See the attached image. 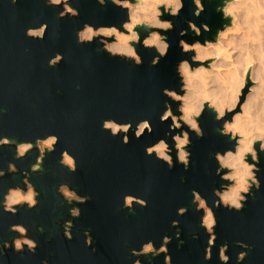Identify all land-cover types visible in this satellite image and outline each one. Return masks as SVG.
<instances>
[{
	"label": "water",
	"instance_id": "95a60500",
	"mask_svg": "<svg viewBox=\"0 0 264 264\" xmlns=\"http://www.w3.org/2000/svg\"><path fill=\"white\" fill-rule=\"evenodd\" d=\"M216 3L218 0H205V12L194 18L191 2L185 0L181 16L173 21L175 29L167 34L171 48L166 57L153 67L150 61L154 53L138 48L143 63L136 67L112 58L95 42L76 43L75 32L83 23L118 26L126 18L112 6L101 8L95 0H79L73 4L80 11L79 17L58 19L60 9L45 7L43 0H16L14 4L12 0H0V137L13 141L0 146V169L6 172L0 178V194L8 187H23L21 173L28 171L39 155L33 148L24 158L16 159L15 143L34 142L49 134L59 138L55 151L44 157L43 171L29 172L30 182L40 194L37 207H21L15 216L0 209V247L16 235L8 229L17 223L28 228V235L39 246L35 254L16 253L9 248L0 256V264H41L42 260L47 264H132L137 257L130 255L131 249L138 250L148 240L158 248L165 235L171 238L167 245L171 264H219L217 250L224 243L228 244L229 264H236L240 251L247 252L241 264H264V155L258 174L261 188L255 192V199L249 198L239 213L214 210L217 239L211 260L205 261L208 237L199 227L201 213L191 205V191H198L211 205L212 189L220 184L211 154L231 145L214 131L218 125L206 111L200 118L205 135L199 140L193 136L187 170L175 163L174 151V167L170 170L144 153L145 146L165 138L170 121H159L168 100L161 90H179L177 63L191 55H182L177 41L183 38L191 43L196 38L191 32L185 37L178 33L187 28L186 20H193L197 26H209L208 33L202 30L201 41L214 39L217 28L226 22L215 12ZM40 23L49 26L45 38L26 37L25 30ZM57 53L64 59L49 67L48 60ZM172 109L175 113L176 103H172ZM105 119L131 123L133 131L139 120L147 119L153 132L136 139L130 131L129 143L123 144L120 136L102 131ZM167 139L171 145L170 137ZM63 150L76 158V172L69 173L59 165ZM8 163L15 164L17 173H7ZM61 183L89 198L76 205L81 209L77 219L69 215L72 205L56 191ZM125 194L145 199L147 207L134 206L129 212L123 208ZM180 207L188 209L183 216L177 215ZM66 220L74 225L71 240L63 235ZM173 221L179 222L177 227H172ZM85 229L90 230L93 241L89 247L84 244ZM235 241L250 249L235 246ZM139 259L141 264H164L163 254Z\"/></svg>",
	"mask_w": 264,
	"mask_h": 264
},
{
	"label": "clouds",
	"instance_id": "9594fccd",
	"mask_svg": "<svg viewBox=\"0 0 264 264\" xmlns=\"http://www.w3.org/2000/svg\"><path fill=\"white\" fill-rule=\"evenodd\" d=\"M15 2L16 0H12L13 4ZM78 2L79 0H43L45 7L60 9L57 12L58 19L79 17L78 7L73 6ZM190 2L192 16L199 18L206 10L205 0ZM95 3L101 8L112 6L123 12L126 18L118 26L83 23L75 32L76 43L84 45L95 42L112 58L130 62L136 67L143 63L138 48L154 53L150 61V66L153 67L166 57L171 48L167 34L175 29L173 21L181 16L185 8V0H95ZM214 10L222 21H226L217 28L214 39L201 41L199 37L202 30L203 33H208L209 26L204 23L197 26L193 20H186L187 28L179 31V37H185L189 32L196 37L191 43L183 38L177 41L181 54L191 55L177 63L179 90H161V95L166 96L168 100L164 101L159 121H170L165 138H160L144 148L146 156L166 164L169 170L174 167V151L175 163L187 170L191 165L192 153L189 149L192 147L193 136L199 140L205 135L200 118L206 111L212 115L215 125H218L214 127V131L226 138V142L231 145L223 152L216 151L211 154V159L216 165L214 175L220 180L219 187L212 189L214 199L211 205L198 191H191V205L195 212L201 213L199 227L208 237L203 256L205 261L211 260L217 239L215 229L218 222L214 210L224 208L239 213L249 198L255 199V192L261 188L258 174L262 171L260 164L261 156L264 155V0H218ZM48 27L46 23L28 27L25 35L31 39L43 40ZM63 59L64 57L57 53L48 60V66L55 67ZM172 103L177 104L175 113ZM237 108L239 111H236ZM101 129L112 137L120 136L121 142L128 144V133L133 131V126L128 122L119 123L113 119H105L101 123ZM146 132H153L152 125L149 120L141 119L135 124L134 137L139 139ZM169 137L171 145L168 143ZM58 142L56 135L49 134L37 138L34 142L15 143L16 159L24 158L33 148L39 155L30 169L21 173L23 187H8L0 194V209L4 213L15 216L21 207H26L27 210L37 207L40 194L30 182L29 172L43 171L45 155L53 153ZM12 143L9 138L0 137V146H9ZM58 163L69 173L77 170L76 158L67 150L60 152ZM17 171L15 164L8 163L7 173L15 174ZM5 175V170L0 169V178ZM180 181L183 183V176ZM56 191L65 203L72 205L68 209L69 215L73 219L79 218L81 209L76 205L86 203L89 198L79 195L64 183L59 184ZM134 206L147 207V201L125 194L123 208L132 212ZM187 211V208L180 207L177 209V215L183 216ZM178 223L173 221L172 227H177ZM73 226L72 220L63 223V235L68 240L72 239ZM8 230L16 235L10 242H3L0 256L9 248L16 253L27 251L35 254L39 245L28 235L27 227L17 223L9 225ZM83 236L85 246H91L93 241L90 230L85 229ZM176 236L179 238V231ZM193 238H197L195 233ZM170 242L171 238L165 235L158 248L153 241L148 240L142 243L138 250L131 249L130 255L137 257L132 264H141L139 257L155 258L161 254L164 255V264H171L167 248ZM234 244L250 249L249 245L240 241H235ZM227 252V243L218 247L219 264H229L230 256ZM246 256V251L238 252L236 264H241ZM41 264H47V261L42 260Z\"/></svg>",
	"mask_w": 264,
	"mask_h": 264
},
{
	"label": "bare ground",
	"instance_id": "6f19581e",
	"mask_svg": "<svg viewBox=\"0 0 264 264\" xmlns=\"http://www.w3.org/2000/svg\"><path fill=\"white\" fill-rule=\"evenodd\" d=\"M238 109H239V108H237V110H238ZM237 110H236V111H237ZM238 111H239V110H238Z\"/></svg>",
	"mask_w": 264,
	"mask_h": 264
},
{
	"label": "rangeland",
	"instance_id": "374dc122",
	"mask_svg": "<svg viewBox=\"0 0 264 264\" xmlns=\"http://www.w3.org/2000/svg\"><path fill=\"white\" fill-rule=\"evenodd\" d=\"M239 110V109H238Z\"/></svg>",
	"mask_w": 264,
	"mask_h": 264
}]
</instances>
